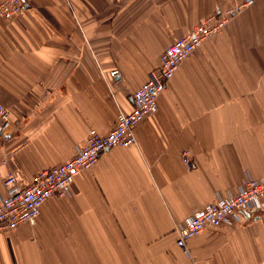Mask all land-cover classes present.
Here are the masks:
<instances>
[{
	"label": "crops",
	"instance_id": "crops-1",
	"mask_svg": "<svg viewBox=\"0 0 264 264\" xmlns=\"http://www.w3.org/2000/svg\"><path fill=\"white\" fill-rule=\"evenodd\" d=\"M221 0H32L0 21V197L12 173L67 162L108 133L163 51ZM138 145L107 150L34 224L0 230V264H264V212L176 246L175 225L247 177H264V0L179 66ZM190 152V165L181 160Z\"/></svg>",
	"mask_w": 264,
	"mask_h": 264
},
{
	"label": "built area",
	"instance_id": "built-area-1",
	"mask_svg": "<svg viewBox=\"0 0 264 264\" xmlns=\"http://www.w3.org/2000/svg\"><path fill=\"white\" fill-rule=\"evenodd\" d=\"M32 0H0V21H7L26 10ZM255 0H221V6L190 32L177 38L159 58V66L148 74L146 82L131 97L132 109L119 112L117 122L106 134L91 129L87 138L77 146L67 162L35 174L31 183L22 187L10 173L3 178L4 194L0 197V230H12L20 224H34L40 207L50 198H64L71 194L76 175L92 168L102 155L114 147L134 148L138 145L134 129L158 110V98L168 89L181 63L202 44L219 33L231 20L251 8ZM12 121L8 110L0 104V137L10 133ZM190 165V152L181 155ZM264 212V177L245 178L234 193L217 199L175 225L176 246L189 256L188 241L207 228L243 223L244 214Z\"/></svg>",
	"mask_w": 264,
	"mask_h": 264
}]
</instances>
